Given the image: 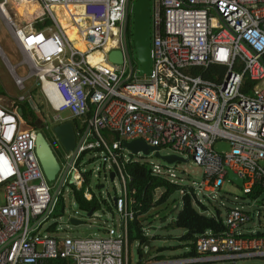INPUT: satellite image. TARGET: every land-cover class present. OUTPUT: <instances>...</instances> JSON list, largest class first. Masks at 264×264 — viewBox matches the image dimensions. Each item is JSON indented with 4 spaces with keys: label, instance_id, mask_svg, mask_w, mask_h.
I'll return each mask as SVG.
<instances>
[{
    "label": "built area",
    "instance_id": "2783aa9c",
    "mask_svg": "<svg viewBox=\"0 0 264 264\" xmlns=\"http://www.w3.org/2000/svg\"><path fill=\"white\" fill-rule=\"evenodd\" d=\"M134 1L0 0V19L27 76L5 64L20 90L34 78L32 87L47 108L43 129L64 122L65 110L80 121L73 131L82 141L64 182L79 189L89 173L119 186L112 197L116 224L103 227L101 237L75 238L58 235L59 227H42L56 197L35 154L36 130L25 129L18 113L0 103V264H129L127 225L136 210L126 164L138 161L129 159L124 141L142 139L159 153L164 148L201 167L203 178L196 182L163 161L146 164L152 176L190 185L196 196L210 191L215 197L226 167L242 179L243 194L254 186L264 193V0H150L147 73H140L129 49ZM66 29L74 31L72 39ZM80 40L84 50L74 44ZM111 51L120 52L121 63L108 60ZM213 65L224 67L223 74L205 79ZM28 99L30 91L18 97ZM217 140L226 141L229 151L215 152ZM64 158L68 162L69 154ZM91 160L95 168L86 169ZM186 188L178 190L180 197ZM92 195L86 186L84 197ZM257 200L261 211L225 209L224 231L198 235L194 255L142 264H236L264 257V224L247 227L255 217L264 221V194L252 202Z\"/></svg>",
    "mask_w": 264,
    "mask_h": 264
},
{
    "label": "rangeland",
    "instance_id": "374dc122",
    "mask_svg": "<svg viewBox=\"0 0 264 264\" xmlns=\"http://www.w3.org/2000/svg\"><path fill=\"white\" fill-rule=\"evenodd\" d=\"M61 16V14H60ZM30 18V17H29ZM20 17L16 18V21H19ZM82 47H85L82 45ZM0 49L3 54L6 56L7 61L15 67V72L19 77L27 76V69L25 65L21 64V56L17 51L13 41L11 40L3 22L0 19ZM129 49L132 50V45L129 44ZM132 61H136L134 55L132 54ZM136 64V62H134ZM34 78L29 77L25 81V89L20 90L14 84L13 78L11 77L8 68L6 67L5 62L0 56V103L3 107L15 110V104L18 101V97L23 95L26 96L27 93L33 88ZM22 102V101H18ZM40 103L42 112L46 111V105L41 97L38 94V97L33 100V109H36L35 104ZM17 111V110H16ZM37 111V110H36ZM19 112V111H17ZM60 117L64 121H69L71 119V113L69 110H65L60 113ZM80 123V122H79ZM54 124H50L49 130H44V136L50 142L51 148L54 152V155L59 163L60 170L66 166L65 155L67 152L61 147V145L55 140L54 134H52V127ZM27 129V125L23 126ZM77 139V137H76ZM213 150L218 153L228 152L229 145L224 140H217L212 146ZM170 153L169 150L161 148L160 154ZM88 158L89 155L87 154ZM134 160L144 163L147 165H162V160L153 155H143L141 152H138L134 155ZM96 166L95 160H91L90 164H86V169H94ZM172 167L177 172H182L191 180L199 182L202 178V169L201 167L195 165L190 160L186 162H176ZM67 177V176H66ZM59 174L56 175V178L51 181H46L47 185L51 188L50 192L53 194L57 185ZM100 185H103L100 187ZM89 191L99 200L107 201L117 193L119 186L113 187L112 183L108 179H103L101 177L95 178L89 175V181L86 184ZM85 186V187H86ZM217 195L213 197V193L210 191H204V193H198V199L206 206L207 211L211 214L214 213L215 209L220 211L221 218L224 217L225 206L221 203H225L227 206L232 205H242L246 211L255 212L261 211L262 201L257 200L256 202L249 201L245 195L242 193V188L236 186L232 182L228 181L227 178L224 179L222 186L219 189H216ZM162 193V189H158L154 193V200H157L159 195ZM62 198V205L59 206L55 202L52 212L48 220L43 224L42 227L51 225L54 227H59L60 231L58 235H69L75 238H89V237H101L105 232L103 227H106L110 224H116L117 218L111 215L106 211V208L103 205H100L90 217H87L84 213L77 214L76 216L84 221L82 224L72 225L68 222V218L74 215V212L77 211V206L74 202L73 196L71 194V189L64 182L59 192L55 195ZM236 196V199L232 197ZM228 199L230 200L228 202ZM252 204V206L249 205ZM181 209V200L180 195L175 192L169 196L165 203L156 204L152 206L147 213L139 215L138 219L141 222L142 233L148 237V242L150 249L145 247L143 252L146 253V262H152L157 256H160L161 260H170L174 259L176 256L182 254L187 246L184 242L179 240V237L184 233L183 229L177 228L174 225L175 217L178 211ZM260 221V224L263 225L264 221L260 218L255 217L253 220L248 222L247 227L252 228L258 226L257 222ZM264 230V228H261ZM45 233V231H43ZM153 237V238H152ZM138 243L137 241H132L128 243L127 249V261L129 264H137L139 257L137 254ZM159 248L163 250L158 251ZM144 262V259L141 260L140 264ZM212 264H229L228 262H216ZM236 264H264V257H254L249 259L238 260Z\"/></svg>",
    "mask_w": 264,
    "mask_h": 264
},
{
    "label": "trees",
    "instance_id": "16d2710c",
    "mask_svg": "<svg viewBox=\"0 0 264 264\" xmlns=\"http://www.w3.org/2000/svg\"><path fill=\"white\" fill-rule=\"evenodd\" d=\"M33 9V5L31 6L30 10ZM18 13L22 12V6L18 5L16 7ZM39 28V25L36 26ZM212 72L218 75H222L224 72V67L213 65L207 71L203 73V77L209 80H215L214 75ZM251 87V83L247 79H245V85L243 91H247ZM38 90L37 88H33L30 90L31 99L22 102H16L15 104V111L17 112L20 118L28 125L29 127H34V122L37 118H41V114L43 113L40 108L41 104L37 102L35 104L36 109H33V100L38 97ZM34 107V106H33ZM78 125L79 123L76 121L75 123ZM75 129V128H74ZM83 154L78 158L77 161L81 159ZM126 169L132 176V181L129 184L130 194L134 200V210H136L134 219L128 222L127 225V242L137 241L138 248L137 254L139 257V261L137 264H140L141 260L143 259V251L141 250L140 246L143 245L147 240L148 237L142 233L141 230V222L138 217L139 215H143L148 212V210L156 205L165 203L169 196L175 192L178 193V190L186 188L188 192H186L183 196L180 197L181 200V209L178 211L174 225L177 228L183 229L185 232L182 236L179 237V240L184 242L187 246V251L176 256L175 258L192 256L195 254V241L198 235L204 233L205 231H211L215 234L223 232L225 226L223 224L222 218L220 216V211L218 209L214 210V213L211 214L208 212L206 213L207 208L206 206L199 201L198 197L195 194V191L190 185L182 186L179 184H173L168 180L152 176L149 170V167L144 163L139 162H131L126 164ZM84 183L82 184L81 188H76L73 184L66 183L69 188L71 189V194L73 196L74 202L77 206V209L82 213H87L90 210H96L100 205H103L106 208L108 213L113 215L112 209V199L107 201H99L94 195L90 200H87L84 197V189L86 184L89 181V173L84 175ZM162 189V193L159 195L157 200H154V193L156 190ZM263 191L258 187L254 186L250 193L244 194L245 197L253 201L257 199L259 196L263 195ZM230 200L228 199V202ZM56 203L59 206L62 205V198L59 196L57 197ZM229 206L225 205V209L227 210ZM54 226L50 228L53 229ZM264 236V234H262ZM249 237H257V235L248 234ZM163 250V248H159L158 251ZM154 260H161L160 256H157Z\"/></svg>",
    "mask_w": 264,
    "mask_h": 264
},
{
    "label": "water",
    "instance_id": "95a60500",
    "mask_svg": "<svg viewBox=\"0 0 264 264\" xmlns=\"http://www.w3.org/2000/svg\"><path fill=\"white\" fill-rule=\"evenodd\" d=\"M129 12L132 17L131 26V45L132 53L134 58L139 64L140 73H147L150 65V12L151 4L150 0H135L129 6ZM0 56H4L3 52L0 50ZM108 60L112 63H121L122 55L118 51H111L108 53ZM5 63L7 59L4 57ZM130 68V65H129ZM36 127L35 133V154L38 159L42 173L46 181H51L56 178L59 174L58 185L52 194V198L59 192L69 168V165L75 158L77 147L80 145L82 138L78 141L75 140L73 127L70 121L60 122L52 127V134H54L55 140L61 145L65 152L69 154L68 162L66 166L60 170L59 163L50 147L46 137L40 131L43 129L44 125L41 118H37L34 122ZM122 145L129 151L128 157L131 160L134 155L141 152L143 155H147L150 151H154L153 156L159 157L163 162L169 165H173L176 162H186V158H182L176 154H160L158 152V147L149 146L142 139H133L129 141L122 142ZM227 179L238 187L242 185V179L238 177L230 168H227ZM110 179L113 178V173L109 174ZM68 184H71L69 181ZM102 187V185H100ZM93 210L85 213L87 217H90ZM68 222L72 225L82 224L84 221L70 216ZM147 247L150 249L149 242L146 241L143 248ZM143 258H146V253Z\"/></svg>",
    "mask_w": 264,
    "mask_h": 264
},
{
    "label": "bare ground",
    "instance_id": "6f19581e",
    "mask_svg": "<svg viewBox=\"0 0 264 264\" xmlns=\"http://www.w3.org/2000/svg\"><path fill=\"white\" fill-rule=\"evenodd\" d=\"M66 34L68 35V37H69L70 39H72L73 36H74V31L71 30V29H66ZM74 44H75V46H76L77 48H79L80 50H84V48H85V47H82V45H84V43H83L81 40H80V41H76ZM89 59H90L92 62H96V61H98V56H97V55H94V54H91V55L89 56Z\"/></svg>",
    "mask_w": 264,
    "mask_h": 264
},
{
    "label": "flooded vegetation",
    "instance_id": "af4514ba",
    "mask_svg": "<svg viewBox=\"0 0 264 264\" xmlns=\"http://www.w3.org/2000/svg\"><path fill=\"white\" fill-rule=\"evenodd\" d=\"M69 121L71 122V125H72L73 129L77 127V125L75 124L76 121H77L78 123L80 122L79 120H77V119H73V118H71ZM27 127H29V126L27 125ZM33 128H34V130H37L36 127H35V125H34ZM44 130H45V129H41V130H40V131L42 132V134L45 133ZM47 141H48V140H47ZM50 142H51V141H50ZM50 142L48 141L50 147H52L51 144H50ZM52 151H53V150H52Z\"/></svg>",
    "mask_w": 264,
    "mask_h": 264
},
{
    "label": "crops",
    "instance_id": "0c3cea01",
    "mask_svg": "<svg viewBox=\"0 0 264 264\" xmlns=\"http://www.w3.org/2000/svg\"><path fill=\"white\" fill-rule=\"evenodd\" d=\"M0 50H1V49H0ZM3 55H4V54H3ZM4 57L6 58L5 55H4V56H1V58L3 59V61H4ZM4 62H5V61H4ZM7 62H8V61H7ZM6 64H7V63H6ZM8 64H9V62H8ZM36 110H37V109H36ZM24 123H25V122H24ZM25 124H26V123H25ZM81 213H82V212H81ZM84 214H85V213H84ZM184 232H185V231H184ZM183 234H184V233H183ZM183 234H182V235H183ZM182 235H181V236H182ZM152 238H153V237H152ZM137 243H138V242H137ZM138 244H139V243H138ZM140 248H141V250L143 251V249H144V248H143V245H141ZM186 248H187V247H186ZM187 249H188V248H187ZM186 251H187V250L185 249L184 252H186ZM184 252H183V253H184ZM143 254H145V253L143 252ZM143 256H144V255H143Z\"/></svg>",
    "mask_w": 264,
    "mask_h": 264
},
{
    "label": "clouds",
    "instance_id": "9594fccd",
    "mask_svg": "<svg viewBox=\"0 0 264 264\" xmlns=\"http://www.w3.org/2000/svg\"><path fill=\"white\" fill-rule=\"evenodd\" d=\"M66 121V120H65ZM68 154V153H67ZM93 213V212H92ZM144 245V244H143ZM144 259V258H143Z\"/></svg>",
    "mask_w": 264,
    "mask_h": 264
}]
</instances>
